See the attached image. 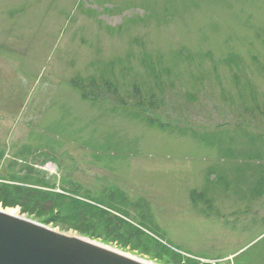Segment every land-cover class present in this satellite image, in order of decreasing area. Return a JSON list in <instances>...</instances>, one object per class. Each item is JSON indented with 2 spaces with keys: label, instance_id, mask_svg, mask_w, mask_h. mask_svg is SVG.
<instances>
[{
  "label": "rangeland",
  "instance_id": "rangeland-1",
  "mask_svg": "<svg viewBox=\"0 0 264 264\" xmlns=\"http://www.w3.org/2000/svg\"><path fill=\"white\" fill-rule=\"evenodd\" d=\"M0 186L140 260L264 264V0H0Z\"/></svg>",
  "mask_w": 264,
  "mask_h": 264
},
{
  "label": "water",
  "instance_id": "water-1",
  "mask_svg": "<svg viewBox=\"0 0 264 264\" xmlns=\"http://www.w3.org/2000/svg\"><path fill=\"white\" fill-rule=\"evenodd\" d=\"M7 210L0 207V264H144L133 256L87 238L58 233Z\"/></svg>",
  "mask_w": 264,
  "mask_h": 264
},
{
  "label": "trees",
  "instance_id": "trees-1",
  "mask_svg": "<svg viewBox=\"0 0 264 264\" xmlns=\"http://www.w3.org/2000/svg\"><path fill=\"white\" fill-rule=\"evenodd\" d=\"M155 80H158L159 78H158V76L157 75H153L152 76ZM156 84H158L159 85V82H157ZM91 87H93V86H91ZM131 87H132V91L133 90H138L139 88L135 85V84H131ZM106 90H108V88L106 89ZM160 94H161V92H158L157 94L153 91V90H151L150 91V93H149V97H148V102L146 101V99H144V97L142 96V97H135V100H137V104L139 105V107L141 108V107H143L145 110H147V111H153L156 107H155V104L153 103V101H159V96H160ZM125 100V99H124ZM145 100V101H144ZM145 102H147V103H145ZM0 189H2L1 188V186H0ZM0 201L2 202L3 201V199L2 198H0ZM14 203V202H13ZM57 203L59 204L60 203V201H57ZM74 203H75V205H77V206H79V205H83V206H85V207H93V206H91V205H89V204H85V203H80L77 199L76 200H74ZM14 204H16V203H14ZM13 204V205H14ZM6 205H7V203H6ZM60 205V204H59ZM60 207H62V205H60Z\"/></svg>",
  "mask_w": 264,
  "mask_h": 264
},
{
  "label": "bare ground",
  "instance_id": "bare-ground-1",
  "mask_svg": "<svg viewBox=\"0 0 264 264\" xmlns=\"http://www.w3.org/2000/svg\"><path fill=\"white\" fill-rule=\"evenodd\" d=\"M7 212L10 213V214H13V215L19 216V213H18L17 210H15V209H8ZM109 249H112V250H113V248H109ZM125 255L130 256V255L127 254V253H126ZM134 259H135L136 261L140 262V263H144V264H147V263H148V264H154V263H152V262H147L146 260H140V259L137 258V257H134Z\"/></svg>",
  "mask_w": 264,
  "mask_h": 264
}]
</instances>
